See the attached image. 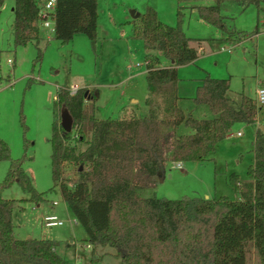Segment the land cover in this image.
Here are the masks:
<instances>
[{"label": "trees", "instance_id": "obj_1", "mask_svg": "<svg viewBox=\"0 0 264 264\" xmlns=\"http://www.w3.org/2000/svg\"><path fill=\"white\" fill-rule=\"evenodd\" d=\"M6 0H0V10ZM14 1L15 46L35 44L42 58L40 0ZM199 6L207 22L227 30L220 3ZM243 7L264 0H233ZM181 16V10L178 11ZM98 0H57L55 39L69 43L85 34L94 50L98 43ZM181 21V20H180ZM134 37L143 41L146 55L148 113L119 118L96 115L94 88L76 93L59 87L57 113L67 109L73 130L67 132L56 114L53 122L51 165L54 187L59 188L92 247L90 264H99L97 247L110 246L125 264H264V131L254 140V163L247 180L235 172L229 184L238 198L142 197L138 189L154 186L168 162L205 161L237 122L254 124L260 107L245 93L241 101L228 96V79H205L196 98L215 112L213 118L185 119L178 106V67L199 57L181 22L171 26L149 7L134 20ZM159 50L173 63L162 66ZM196 129L192 136H178L184 122ZM27 156L13 159L11 148L0 138V161L10 160L0 183V264H73L58 251L56 239L19 238L15 233V199L2 191L15 183L36 204L47 200L39 192L24 163ZM71 168L70 176L67 171Z\"/></svg>", "mask_w": 264, "mask_h": 264}, {"label": "rangeland", "instance_id": "obj_2", "mask_svg": "<svg viewBox=\"0 0 264 264\" xmlns=\"http://www.w3.org/2000/svg\"><path fill=\"white\" fill-rule=\"evenodd\" d=\"M218 0H98V43L94 50L85 34H77L64 43L43 38L42 58L34 43L15 46L14 1L6 0L0 10V138L8 143L13 159L27 156L24 167L36 189L47 193V200L36 204L19 184L2 191L4 198L15 199L14 224L17 237L56 239L62 241L58 251L77 264H90L92 247L87 233L77 221L62 192L54 187L51 137L56 114L55 96L59 87L72 84L94 88L96 115L119 118L134 113L145 116L148 109L146 55L149 52L141 39L134 37L136 14L154 8L161 21L171 26L181 22L199 57L179 67L181 107L194 119L213 118L209 105L196 102L207 76L228 79V94L238 102L242 93L256 99V90L264 86V1L259 9L251 4L243 7L233 0L220 3L227 30L205 21L199 6L216 5ZM181 10V16L178 11ZM181 20V21H180ZM165 65L172 61L159 50L152 51ZM9 59L13 63H9ZM254 124L237 122L229 135L205 161L165 164V176L154 186L138 189L142 197L180 199L183 197L238 198L229 184V176L237 173L247 180V171L254 163V135L264 125V105H259ZM241 131L242 136L237 132ZM188 132V131H186ZM10 167V160L0 161V183ZM67 173L73 176L70 172ZM57 201L58 205L53 203ZM57 214L61 226L47 227L44 216ZM99 264H125L107 246L96 248Z\"/></svg>", "mask_w": 264, "mask_h": 264}, {"label": "built area", "instance_id": "obj_3", "mask_svg": "<svg viewBox=\"0 0 264 264\" xmlns=\"http://www.w3.org/2000/svg\"><path fill=\"white\" fill-rule=\"evenodd\" d=\"M57 0H40V26L41 29L47 32L48 38H51V35L55 32V21L54 15L56 10ZM9 63H13L12 59L8 60ZM79 89L78 86L72 85L70 87L71 93H76ZM255 102L257 105H264V86L258 87L256 90V99ZM264 125V119L260 122ZM243 133L241 131L237 132L238 136H241ZM179 167H183L182 162H177ZM54 205H58V202L55 201ZM44 222L47 227L61 226L64 224V220L61 219L57 214H48L44 216Z\"/></svg>", "mask_w": 264, "mask_h": 264}, {"label": "crops", "instance_id": "obj_4", "mask_svg": "<svg viewBox=\"0 0 264 264\" xmlns=\"http://www.w3.org/2000/svg\"><path fill=\"white\" fill-rule=\"evenodd\" d=\"M171 63H173V62H171ZM165 64H162V66H164ZM180 67V66H179ZM179 67H178V70H179ZM72 85H76V86H78L79 88H80V86L79 85H77V84H72ZM203 88L201 87V89L199 90V93H198V95L200 94V92H201V90H202ZM178 93H179V83H178ZM98 94V93H97ZM179 96H180V99H179V101H178V106L180 107V109L183 111V114H184V116H185V119H187V118H189V117H192L193 118V116H192V113L191 112H187L186 111V108H184L183 106L181 107V95H180V93H179ZM228 96L230 97V99L232 100V101H234V102H238L237 100H234L229 94H228ZM194 100H196V99H194ZM241 101V100H240ZM202 105H207L206 103H203ZM214 114H215V112H214ZM203 119H208V118H203ZM203 119H197L198 121H202ZM257 120H258V116H257ZM186 131H188V132H186ZM196 133V129L195 128H192L191 127V125H187L186 123H185V120H184V122H182L180 125H179V127L177 128V135L178 136H183V137H186V136H192V135H194ZM255 133H256V131H255ZM243 135V134H242ZM241 135V136H242ZM254 137H255V135H254ZM254 140H255V138H254ZM254 143V142H253ZM254 159H255V157H254ZM164 176H165V171H164V174H163ZM63 244V243H62ZM88 246H90L89 244H88ZM73 264H77L76 262H73V261H71Z\"/></svg>", "mask_w": 264, "mask_h": 264}, {"label": "water", "instance_id": "obj_5", "mask_svg": "<svg viewBox=\"0 0 264 264\" xmlns=\"http://www.w3.org/2000/svg\"><path fill=\"white\" fill-rule=\"evenodd\" d=\"M138 16L139 14H136L135 17ZM61 125L64 128V130H66L67 132H71L73 130V118L67 109H62L61 111ZM164 171L165 169L163 170V174ZM162 177H164V175Z\"/></svg>", "mask_w": 264, "mask_h": 264}]
</instances>
